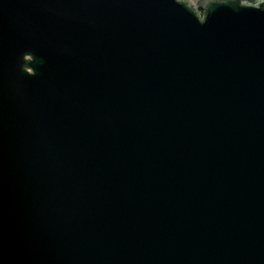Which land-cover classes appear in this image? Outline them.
Here are the masks:
<instances>
[{"label":"water","instance_id":"obj_1","mask_svg":"<svg viewBox=\"0 0 264 264\" xmlns=\"http://www.w3.org/2000/svg\"><path fill=\"white\" fill-rule=\"evenodd\" d=\"M192 1L0 0V264H264V0Z\"/></svg>","mask_w":264,"mask_h":264},{"label":"rangeland","instance_id":"obj_2","mask_svg":"<svg viewBox=\"0 0 264 264\" xmlns=\"http://www.w3.org/2000/svg\"><path fill=\"white\" fill-rule=\"evenodd\" d=\"M192 4H193V1L192 0H189ZM197 14H198V16L201 18V20L205 17V15H204V12H203V10L201 9V8H197Z\"/></svg>","mask_w":264,"mask_h":264},{"label":"trees","instance_id":"obj_3","mask_svg":"<svg viewBox=\"0 0 264 264\" xmlns=\"http://www.w3.org/2000/svg\"><path fill=\"white\" fill-rule=\"evenodd\" d=\"M204 15H205V13H204Z\"/></svg>","mask_w":264,"mask_h":264}]
</instances>
